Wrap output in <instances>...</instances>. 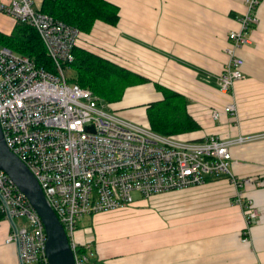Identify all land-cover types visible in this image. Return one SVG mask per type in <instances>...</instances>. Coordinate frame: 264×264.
Instances as JSON below:
<instances>
[{
	"label": "built area",
	"instance_id": "2783aa9c",
	"mask_svg": "<svg viewBox=\"0 0 264 264\" xmlns=\"http://www.w3.org/2000/svg\"><path fill=\"white\" fill-rule=\"evenodd\" d=\"M263 0H245L240 27L228 33V55L218 75L226 92L245 76L240 49L251 43ZM0 11L16 22L36 27L54 61L50 70L27 54L0 45V122L9 147L38 178L63 223L77 264L96 257L92 239L78 238L79 220L87 214L119 210L134 205L133 191L147 199L171 190L205 184L228 177L240 190L237 200L247 218L244 240L259 217L251 197L244 196L240 179L231 168V147L264 137V132L223 137L207 134L201 139L164 134L126 119L92 89L70 81L66 68L75 58L82 30L41 11L35 0H0ZM235 101L212 114H236ZM258 184H264L259 179ZM1 209L12 223L6 242L15 243L24 264H50L44 221L28 196L0 168ZM83 247L84 250L80 248Z\"/></svg>",
	"mask_w": 264,
	"mask_h": 264
},
{
	"label": "crops",
	"instance_id": "0c3cea01",
	"mask_svg": "<svg viewBox=\"0 0 264 264\" xmlns=\"http://www.w3.org/2000/svg\"><path fill=\"white\" fill-rule=\"evenodd\" d=\"M110 1L120 8L118 23L98 19L80 44L145 77L139 83H150L153 99L162 95L155 83L183 93L188 111L201 125L187 137L264 132V0L252 41L239 51L245 76L226 92L218 75L228 60V33L240 27L245 0ZM15 24L0 11L1 30L11 32ZM229 101L236 102L237 113L215 118L213 109ZM124 105L123 99L116 104ZM231 151L232 170L240 179L251 178L242 185L244 196L254 199L260 212L247 240V218L237 200L240 187L226 176L139 199L130 207L129 229L111 224L102 230H112L109 236L79 230L78 235L92 239L91 247L105 264H264V184L257 182L264 179V137L234 145ZM11 230L10 220L0 219V264H20L17 245L6 242Z\"/></svg>",
	"mask_w": 264,
	"mask_h": 264
},
{
	"label": "trees",
	"instance_id": "16d2710c",
	"mask_svg": "<svg viewBox=\"0 0 264 264\" xmlns=\"http://www.w3.org/2000/svg\"><path fill=\"white\" fill-rule=\"evenodd\" d=\"M38 9L49 12L66 23L78 26L82 32H90L95 22L100 19L116 25L120 19L119 6L110 0H41ZM83 35V34H82ZM0 44L12 47L16 52L33 57L36 63L47 69H54V61L35 26L17 21L11 32L0 29ZM75 58L71 67L76 75L70 81L92 89L100 97L110 102L115 109L127 90L146 80L138 72L100 54L77 44ZM161 97L144 103L146 106V124L164 134L182 138L201 139L204 136L187 137L185 134L201 127L187 108L186 96L161 83H155ZM6 218L1 209L0 219ZM84 250L83 247L80 248ZM88 264H105L99 258L92 257Z\"/></svg>",
	"mask_w": 264,
	"mask_h": 264
},
{
	"label": "water",
	"instance_id": "95a60500",
	"mask_svg": "<svg viewBox=\"0 0 264 264\" xmlns=\"http://www.w3.org/2000/svg\"><path fill=\"white\" fill-rule=\"evenodd\" d=\"M0 168L11 176L41 215L48 236L46 253L50 264H77L74 250L63 223L48 201L38 178L26 162L7 144L1 122ZM0 198L3 199L1 193ZM10 222L15 225L12 217H10ZM19 258L20 264H24L22 258L20 256Z\"/></svg>",
	"mask_w": 264,
	"mask_h": 264
},
{
	"label": "rangeland",
	"instance_id": "374dc122",
	"mask_svg": "<svg viewBox=\"0 0 264 264\" xmlns=\"http://www.w3.org/2000/svg\"><path fill=\"white\" fill-rule=\"evenodd\" d=\"M80 43H81V39H80ZM66 73L70 78L76 75V71L72 67L66 68ZM149 85L150 83H144L141 84L140 86L135 85L130 87L125 94L126 96L124 98L126 99L123 98V101L127 105H124L126 106L124 108L117 107L118 108L116 110L117 113L126 119L132 120L137 123L146 124V108L144 104H137V103L141 101H148L156 96L153 94L152 89L149 88ZM133 196L134 199L137 200L143 198V196L139 191H133ZM131 206L134 205H130L128 207L116 210L117 212H111L115 210H109L107 212L106 211L98 212L99 214H96L95 220L93 215L87 214L79 220L78 223V228H80L79 231H84L85 233L89 232L88 234L91 233L96 237H99L101 233H104V236L106 237L110 235L109 233H111L112 230H108L104 232H102V230L103 229L106 230L107 228H110L111 226L109 225L111 224L113 227L126 226V229H129L131 228V224L133 223V217L131 213L132 210L130 208ZM97 216L99 217L100 220H96ZM114 217L121 220L119 221H116L115 219L113 220ZM105 225L107 228L105 227ZM78 238L81 239L79 235ZM103 238L104 237L102 238L100 237V240H103Z\"/></svg>",
	"mask_w": 264,
	"mask_h": 264
}]
</instances>
